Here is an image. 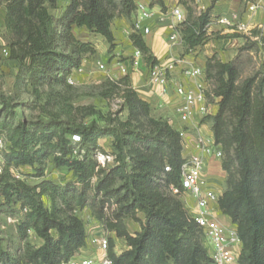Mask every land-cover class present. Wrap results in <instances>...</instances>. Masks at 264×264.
Wrapping results in <instances>:
<instances>
[{"label": "trees", "instance_id": "1", "mask_svg": "<svg viewBox=\"0 0 264 264\" xmlns=\"http://www.w3.org/2000/svg\"><path fill=\"white\" fill-rule=\"evenodd\" d=\"M150 1L151 6L166 10L164 0ZM135 9L134 0H66L64 5L60 0H11L5 22L15 41L9 55L21 65L23 84L35 91L45 84L66 85L82 57L95 54L93 46L77 38L74 31L85 29L98 35L112 50V21L119 16L131 18ZM186 11L188 16L178 28L185 54L210 40L208 12L193 17L190 8ZM128 38L148 67L158 63L141 34ZM260 43L264 47V38ZM242 51L225 63L217 55L206 58L204 81L209 88L205 96L208 103L218 100V110L205 116L201 124L210 125L214 144L222 152L226 188L218 209L236 227L241 240L239 264H264V74L260 77L257 72L240 81ZM102 87L99 97L122 100L119 110L105 117L104 126L73 122L69 109L62 112L68 116L66 121L59 115L47 121H21L17 107L0 94V135L6 142L0 208L18 206L23 213L17 228L22 246L13 254L0 249V264H64L74 258L87 238L76 213L87 207L90 194L100 196V213L111 199L121 206L105 223L100 214L94 219L126 244L127 250L116 255L113 239L108 237L106 255L112 264H206L209 258L201 231L183 203L166 191L180 189L184 159L179 132L168 121L152 116L154 109L138 97L128 75ZM92 109L75 108L85 111L83 117L94 114ZM123 113L125 120L119 118ZM143 122H149L150 128ZM70 137H77L78 143L73 144ZM102 138L112 140L110 154L98 146ZM97 153L112 157V163L101 167ZM49 158L71 173L69 184L58 186L45 179ZM25 166L33 169L37 185L30 186L10 173V168ZM45 196L52 201L50 209L43 204ZM137 213L144 216L143 222ZM126 218L140 224L139 233L127 230ZM29 232L36 235L39 246L27 241Z\"/></svg>", "mask_w": 264, "mask_h": 264}, {"label": "rangeland", "instance_id": "2", "mask_svg": "<svg viewBox=\"0 0 264 264\" xmlns=\"http://www.w3.org/2000/svg\"><path fill=\"white\" fill-rule=\"evenodd\" d=\"M65 1L66 0H60V4L64 5ZM184 1L188 4L192 2V0ZM10 2L11 0H0V94L4 96V98L10 105L17 107L15 110V112H17L18 114L17 119L25 122H35L38 120L47 121L52 116L59 115V119L61 121H66L68 120V116L63 115L62 112L69 109L68 111H70V116L73 122H78L85 126H88L91 123H96L99 126H104L105 117H107L108 114H115L119 110V106L122 104V100L116 97H111L109 99H103L99 97V93L102 91V85L104 83L109 80H118L123 77V75H119L115 76L112 79L109 78V76L111 75L108 72V68L110 67V61L114 57L111 55L114 49L110 50L107 42L98 35L90 34L86 30L84 32L74 31L77 38H79L83 42H88L93 46V48H95V54L84 55L82 57L79 67L77 69H73L67 77L65 83L66 85L45 84L42 87H38L35 91L30 85L23 84L22 79H20V63L10 58V55L7 57L3 55L4 49L10 52L11 45L15 41L14 35L6 28L5 22L7 16V8ZM184 7L185 11L186 7L191 9L190 4L189 6H187L186 4V6ZM258 7L259 6L257 5V9H259ZM257 9L255 11H257ZM258 12L259 14H262L261 9L258 10ZM187 16L188 12L186 11L185 18ZM207 29L208 26L206 28V34L210 39H232V48L236 49L238 51V54L239 50L243 49L240 55V81L254 75L257 72L260 73V77H262V74H264V47L260 43V39L264 38V24L260 26H251L247 32L231 31L224 33L222 36H220L218 32L209 35ZM254 31L255 33H252ZM233 35H238L239 37H229ZM104 44H106L107 46L106 51L101 50ZM62 51L69 53V49L67 48H62ZM184 52L185 48L182 46L180 49V59L184 55H186ZM187 54H191V51ZM117 58H119L121 61L123 60V57L121 56ZM98 63L104 64L106 71L100 70L98 67ZM209 104L214 105L215 100L209 102ZM82 106H91L93 108L92 111L94 112V114L83 117L85 111L78 112L75 110V108ZM152 116L156 119L161 118L164 121H168L169 119V115L165 111L159 112L153 110ZM119 118L121 120H125V113L120 114ZM143 123L145 124L146 129L150 128L149 122ZM205 124L208 125L210 129V125L208 123ZM70 140L73 142V144L78 143V141L74 140L72 137H70ZM0 141L3 146L2 148H0L1 172L4 166V148L6 146L4 135H0ZM106 150L104 151L108 154L114 151L112 141L111 145ZM75 151H78V148H75ZM74 155H76V152H74ZM100 155L102 154L97 153V161L101 165L102 158L100 157ZM110 163H112V161L106 162L105 165H108ZM44 167L45 179L52 181L58 186L67 185L72 181L70 172H68L65 168L56 167L52 162V158L48 159ZM101 167L103 166L101 165ZM10 173L14 178L23 180L30 186H35L39 182V180L34 177L33 169L27 166L10 168ZM94 181L95 180H93V182ZM225 188L226 187L224 182L223 191L225 190ZM166 191H168L169 195L174 196L180 202H184L186 196L185 194L174 195L171 191V188L167 189ZM42 201L46 208H51L52 201L47 196L43 197ZM99 201L100 196H94L93 194H90L88 197L87 207L83 211L76 213L78 218L83 221L85 229L91 226H97V228L100 229L99 226L102 225L94 220L95 217H97L99 214L102 217V221L105 223L111 220L113 216L120 211V204H117L115 199H111L110 201H107L105 203L104 208L100 213ZM2 203L3 200L0 198V205ZM57 204L60 205V201H57ZM141 215V213H137L136 217L139 218L138 216ZM86 216L91 217L92 219L88 220ZM22 220L23 213L20 212L18 206H12V208H0V249L13 254L19 248H21L22 244H20L17 240V228ZM126 221H128L130 227L132 226L131 222L138 223L132 218H126L124 220V224L126 223ZM125 227L127 228L126 224ZM104 232L108 237V232H106L105 229ZM28 234L29 235L27 241L31 242L34 246H39L38 242L40 241L38 240L36 235L33 232H29ZM102 257L103 256H101V258Z\"/></svg>", "mask_w": 264, "mask_h": 264}, {"label": "crops", "instance_id": "3", "mask_svg": "<svg viewBox=\"0 0 264 264\" xmlns=\"http://www.w3.org/2000/svg\"><path fill=\"white\" fill-rule=\"evenodd\" d=\"M250 3L257 4L259 9L252 13L248 12L247 4ZM134 4L135 7L143 5L154 13L151 19L142 22L143 27L148 28L149 31L147 34L142 33L141 35L146 46L156 58L158 62L157 65L162 68L170 69L167 72L166 84L161 85L159 83L153 84L149 82L150 68L146 65L141 55H136L138 50L132 46L128 38L129 35L127 32L134 22L135 13L131 18L119 17L115 18L111 23V30L116 47L111 54L114 57L110 61L108 72L114 77L121 75L114 66L116 61L121 62V65L126 69L130 84L138 97L150 104L155 111L167 112L169 115L168 122L175 128L185 132L182 139V155L188 156L195 152L194 146L199 136L213 141V135L208 125L201 124L203 116L197 115L187 124H183L178 121L174 113L175 107L179 101L175 93V88L179 85H183L193 89L196 83L195 80L183 76L181 73L182 64L179 63V60H184L198 66L203 72L201 79L204 80V63L206 58L217 55L218 58L225 63L233 60L237 56L238 51L232 48V39H210L206 45L196 48L194 51H191V54H186L180 59L179 56L182 44H171L168 41V26L172 22L170 10L175 6H178L182 10L184 16H186L184 5L180 4L178 0H164V7L166 10L162 11L157 5L151 6L150 0H134ZM189 4L194 17L199 16L201 13L208 12L210 23L207 32L209 35L218 32L219 35L222 36L224 33L231 32L227 27L217 24L219 18H226L234 23L244 22L248 25V29L251 26H260L264 24V1L262 0H192ZM189 4L187 3V6H189ZM260 9L262 10V14L258 12ZM76 31L84 32L85 29H76ZM101 50H107L106 44L103 45ZM116 56L123 57V60L121 61ZM217 102L218 100H215L214 105H208L209 115L213 116L217 113ZM111 141L110 138H102L98 139L97 143L98 146L106 150L111 145ZM204 175L210 187L218 195H221L225 180V173L221 167V160L213 156L208 157L204 168ZM183 204L189 216L196 214L197 210L193 198L186 195ZM212 216L223 226L228 228L234 227L230 219L223 215L218 208L212 212ZM138 217L142 222L144 221L143 215ZM86 218H88V220L92 219L88 216H86ZM131 223V227L128 221L125 223L129 232L139 233L140 224ZM86 234L85 247L80 249L75 258L81 260L89 259L94 261V264H98L99 259L103 256V252L98 245L99 229L97 226H91L86 228ZM107 235L113 239L114 252L116 255L127 250L123 239L116 238L114 233H107ZM38 243L39 245L41 244V242ZM204 247L206 246L204 245Z\"/></svg>", "mask_w": 264, "mask_h": 264}, {"label": "built area", "instance_id": "4", "mask_svg": "<svg viewBox=\"0 0 264 264\" xmlns=\"http://www.w3.org/2000/svg\"><path fill=\"white\" fill-rule=\"evenodd\" d=\"M256 9L257 4H247L248 12H255ZM153 16L154 13L149 8L143 5L136 6L134 22L127 34H147L149 30L148 28L143 27L142 22L151 19ZM170 17L172 22L168 26V41L171 44H181L178 28L180 24L185 21V16L182 10L178 6H175L170 10ZM217 23L230 28L232 32L248 31V25L244 22L234 23L226 18H219ZM3 55L6 57L9 56V52L4 49ZM136 55L141 54L137 51ZM179 63L182 64L181 73L183 76L196 81L193 89L183 85H179L175 88V93L179 101L175 107L174 113L179 122L187 124L197 115L203 116V118L209 115V103L205 96V92L208 90L209 86L203 79H201L203 72L198 66L184 60H179ZM114 66L121 75H127L126 69L121 65L120 61H116ZM98 67L100 70L106 71L104 64L98 63ZM149 68V82L165 85L167 81V72L170 69L162 68L157 64ZM109 78L112 79L114 76L111 75ZM173 128L179 132L182 140L185 132L174 126ZM73 139L78 141L77 137H73ZM2 147L0 141V148ZM194 150L195 152L193 154L188 156L182 155L184 162L180 170V189L171 187V191L174 195L186 194L195 201L197 212L190 217L203 235V242L206 246L209 258V261L206 264H239L242 243L237 234L236 227H225L212 216V212L218 208V201L221 195H218L210 187L209 182L204 175L207 158L213 156L221 160L222 152L220 148L214 144V141L200 136L196 140ZM100 157L102 158L101 165L103 167L106 162L112 161V157L110 156L100 155ZM165 171H169V168L166 167ZM99 228L98 245L103 252V257L98 261V264H112V261L106 255L108 249V237L106 236L103 227L99 226ZM64 264H94V261L89 259L81 260L74 257Z\"/></svg>", "mask_w": 264, "mask_h": 264}]
</instances>
